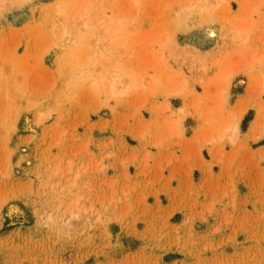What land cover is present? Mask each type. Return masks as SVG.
<instances>
[{
    "label": "rangeland",
    "instance_id": "rangeland-1",
    "mask_svg": "<svg viewBox=\"0 0 264 264\" xmlns=\"http://www.w3.org/2000/svg\"><path fill=\"white\" fill-rule=\"evenodd\" d=\"M57 1L0 0V86L12 78L17 85L8 94L0 87V264H264V181L245 193L231 182L212 189L190 182L181 191L165 175L178 145L208 156L213 144L222 157L240 130L235 140L212 141L214 126L234 115L238 124L247 108L256 125L264 113L257 80L264 0H209L190 11L192 0H60L63 18L89 3L93 31L109 34L99 41L106 57L92 53L84 76L71 83L62 56L82 59L98 35L92 28L79 34L76 15L74 22L68 15L73 35L65 37L62 25L54 34ZM112 18L121 19L120 29L111 30ZM244 24L254 25L247 41L235 33ZM116 58L131 74H158L156 94L143 88L111 97L96 84ZM179 76L188 80L189 106L166 93ZM7 95L16 97L8 104ZM185 104L195 116L179 113ZM80 196L82 216L64 225L66 205Z\"/></svg>",
    "mask_w": 264,
    "mask_h": 264
},
{
    "label": "bare ground",
    "instance_id": "bare-ground-1",
    "mask_svg": "<svg viewBox=\"0 0 264 264\" xmlns=\"http://www.w3.org/2000/svg\"><path fill=\"white\" fill-rule=\"evenodd\" d=\"M217 1V0H216ZM221 1H223V0H218L217 1V4H219ZM202 4V5H201ZM209 4H210V2H209V0H192V2H191V5H189V7L187 6V7H185L186 8V10H192V9H195V8H199L200 6H202V7H205V8H207L208 6H209ZM83 9H81L80 11H77V12H74V14H72V16H71V13L69 14V12H68V14H66L67 15V19L66 18H63V17H65V13L68 11L67 10V7H66V5H65V2H63V1H60V0H58L57 2H55L54 3V5L52 6V8H51V12H50V14H51V16H52V20H53V24H52V30H53V32H54V34H56L58 31H59V28L61 29V25H62V31L64 32V34H65V37H68L69 35H73L72 33H71V29L73 28V26L72 25H74V27H75V24L76 23H73L72 24V22L69 24V20L71 19V20H73V18H79L80 20V23L78 24V28H79V34L81 33L82 34V31L83 30H86V31H90L91 30V28H92V25L88 22V20H89V13H88V10H89V8H90V4L89 3H87V4H85V7L83 6L82 7ZM184 8V9H185ZM255 9H256V7H255ZM67 10V11H66ZM253 10H254V8H253ZM250 14H251V12H250ZM68 15H70L72 18H70V19H68V17H70V16H68ZM76 15V17H73V16H75ZM63 16V17H62ZM76 18V19H77ZM64 19H66V20H64ZM110 20H111V22H112V26H111V30H115L116 31V29L118 30V29H120V26H121V19L120 18H112V19H109V22H110ZM249 21L251 20V22L252 21H254V20H252L251 18L250 19H248ZM247 20V21H248ZM62 21V22H61ZM62 24H61V23ZM73 22H74V20H73ZM111 22L108 24L109 26H110V24H111ZM60 24V25H59ZM245 24H247V23H245ZM244 24V26H246ZM108 26V27H109ZM252 26H254V25H252ZM252 26L250 27V26H246V27H241V26H239L238 27V30H236L235 31V33H237V37H239V39H240V37H244V36H246L245 37V41H247L246 39H248L247 37L250 35V32H252V30L254 29V28H252ZM103 27H105V26H103ZM241 27V28H240ZM96 29V28H95ZM98 29H102L103 30V33L101 32V35H102V37L103 36H105V38H106V35L108 34H106L105 32H106V28H105V31H104V28H101V27H99L98 26ZM107 29H109V28H107ZM94 29L92 28V31H93ZM94 31H96L97 33H98V30H94ZM93 31V32H94ZM108 31V30H107ZM110 31V30H109ZM73 32H74V30H73ZM96 32H94L96 35H98ZM71 33V34H70ZM89 33V32H88ZM212 33V32H211ZM78 34V33H77ZM99 34H100V32H99ZM111 34H112V32H111ZM113 34H115V33H113ZM101 35H98V37H97V40H96V43H95V46H96V49L94 50V51H92V52H90L91 50H88V52H85L86 54H84V57L81 59H78V58H73V56H72V53H70V52H67L65 55H63L62 56V59H61V64L60 65H62L63 66V69H62V67H61V69L63 70V72L61 71V73H66L65 75L67 76L66 77V81H67V83H71V80L73 79V78H78V77H83L84 76V74H85V72H86V67H87V64L91 61V54L92 53H95V55H96V59H98L99 57H101V56H103L104 55V57H106V54H105V48H102L101 46H104V47H106L105 46V44L103 45V44H99V41H104V40H102L101 38ZM236 35V34H235ZM108 36H109V34H108ZM118 41V40H117ZM244 43H245V41L244 40H242ZM83 41H81V40H76L75 41V45H77V46H79L81 43H82ZM105 42V41H104ZM103 42V43H104ZM116 42V41H115ZM113 43V42H112ZM116 43H119V46L121 45V46H123L124 47V44L125 43H123V42H116ZM110 44V43H109ZM114 44V43H113ZM107 48H108V46H107ZM110 50H112V46H110ZM105 49V50H104ZM112 51H114V50H112ZM264 58V57H263ZM263 58H261L260 56H259V58H258V62H259V59H260V61H261V65H263V68H262V70H260V72H259V76L260 77H258V79H257V75H255V77H256V79L257 80H259V78H261L262 80H260V82L262 83V85H261V87H258L259 89H258V92H260V94H262V92H263V90H264V59ZM123 60V59H122ZM122 60H120V59H118V58H116V60L114 61V59H113V66H112V70L109 72V73H104V74H101L100 76H98L97 78H95L94 80H95V83L96 84H98L100 87L102 86L103 88H104V90H107V92L111 95V97L113 96V97H119V96H123V95H125V94H129V92H131V91H133V90H140V89H143V88H148L150 91H151V93L152 94H156V90L158 89V86H157V84L159 85V82H160V80L162 79H160L159 77H158V74H157V76L156 75H151V74H145V75H137L136 73L134 74L133 72V74H131L130 72H129V70H128V66H129V64H127L124 60L122 61ZM60 61V60H59ZM127 64H125V63ZM259 64H260V62H259ZM1 65V64H0ZM4 67L2 66V69H3ZM77 70V71H76ZM2 72V71H1ZM4 72H6V71H4ZM8 72V71H7ZM7 72L5 73V74H7ZM9 74V73H8ZM226 75H225V77H224V79L226 78V79H229L230 78V76H231V74L229 73V74H227V73H225ZM4 75V74H3ZM63 75V74H62ZM65 75H64V77H65ZM252 75H254V74H252ZM12 76V75H11ZM160 76V75H159ZM10 77V76H9ZM9 77H8V75H7V78L9 79ZM253 77V76H252ZM5 78V77H4ZM12 78V77H11ZM2 79V78H1ZM14 78H12L11 80H13ZM253 79V78H252ZM5 80V79H4ZM11 80L9 81L10 82V85H11V83H12V85L14 84V86H10L9 85V83L7 82V80H6V82H2V85L0 86V87H2L3 86V90L5 89V91L4 92H6L7 94H8V92L10 91V89L9 88H12V90H13V87H14V89H16V86L17 85H15V82H11ZM15 80V79H14ZM177 82V84L176 85H174L173 87H171V86H168V88L166 89L167 90V94H168V96L169 97H171V96H175V95H180V96H182L183 98H185V103H186V98H187V96L190 94V92H191V89H190V87H189V83H188V80L185 78V77H183V76H179V78H178V80H176ZM162 82V81H161ZM160 82V83H161ZM179 82V83H178ZM259 81H257V83L256 84H259L258 83ZM4 83H6V85H3ZM1 84V83H0ZM179 84V85H178ZM4 86H5V88H4ZM224 87V86H223ZM223 87L222 88H220V90H222L223 89ZM157 88V89H156ZM1 91H2V89H0ZM16 91H17V89H16ZM223 91V90H222ZM222 91H220V92H222ZM11 92H13V91H11ZM10 92V93H11ZM12 94V93H11ZM222 95H223V92L221 93ZM9 96H11V95H9ZM8 95H7V98L9 97ZM15 96V95H14ZM5 97H6V95H5ZM16 97V96H15ZM15 97H9L8 99H10V100H8V104H9V102L10 101H12V100H14V98ZM191 97V96H190ZM200 102H201V100H199ZM7 102V101H6ZM166 102V101H165ZM164 102V104L166 105L165 106V110H167V111H169L170 109H171V106H170V103L167 101V103H165ZM12 103H14V102H12ZM17 103V102H16ZM197 103V102H196ZM220 103V102H219ZM222 103V102H221ZM163 104V105H164ZM187 104V103H186ZM183 105L182 107H180L179 108V113L181 114L182 113V115H185V114H188V113H190L189 115H191V116H195L194 115V113L193 112H190V110H189V107H188V110L189 111H187V105L189 106V104H187V105ZM5 105V104H4ZM12 105V104H11ZM11 105H9V106H11ZM18 104H14V106L16 107ZM156 105V104H155ZM154 105V107L156 108L157 106H155ZM199 106H200V104H198ZM13 106V105H12ZM7 107V106H6ZM18 107V106H17ZM16 107V108H17ZM19 107H20V105H19ZM191 107H193V106H191ZM159 108V107H158ZM164 108V107H163ZM11 109H13V107L12 108H10L9 110V112H12L11 111ZM19 109V108H18ZM160 109V108H159ZM197 109L198 108H195L194 109V111L196 110L197 111ZM214 110V114H213V110ZM212 109H210L209 111V115H211V110H212V115L214 116V118H213V116H211L210 118H208L207 117V115L204 117V115H203V117L204 118H207V119H205V120H207L208 122H210L209 120H211V121H213V119H215V108H212ZM157 112H158V109L156 108L155 109ZM200 110H201V108H200ZM196 111H195V113H196ZM198 111H199V109H198ZM162 112V111H161ZM201 112V111H200ZM162 113H165V112H162ZM172 113H174V112H172ZM10 114H13V113H10ZM153 114H155V113H153ZM198 114V113H197ZM197 114H196V118H197ZM166 115V114H165ZM199 115V114H198ZM264 115V113L262 112L261 113V111H259V114H258V118H257V122L256 123H258V124H260L261 126L263 125V127H264V120L261 118V116L262 117H264L263 116ZM166 117V116H165ZM172 117V116H171ZM171 117H170V121L172 120L171 119ZM199 117V116H198ZM234 117V118H233ZM233 117H231V118H229V116L227 117V120L228 121H226V118H224V120H225V122L226 123H224L223 121V124L222 125H220L219 124V126H222V127H219L217 124H216V122H215V124H216V126H214V123H212L213 124V126L216 128L217 127V136L215 135V134H213L212 135V133H211V140L213 141L214 139H216V138H224L225 136H227V134H228V136L230 137V139L231 140H235L234 139V136H236V133H238L239 132V127H238V124H237V121H236V115H234ZM260 117V118H259ZM40 118V117H39ZM38 118V119H39ZM203 118V119H204ZM163 119V118H162ZM178 119H180L179 117H178ZM178 119L177 118H175V123H177V122H179L178 121ZM202 119V118H201ZM40 120H41V118H40ZM164 120V119H163ZM223 120V119H222ZM263 120V121H262ZM39 121V120H38ZM167 121V120H166ZM170 121H167L168 123H170ZM202 121V120H201ZM216 121H217V119H216ZM219 121H221V120H219ZM214 122V121H213ZM221 122V123H222ZM180 123V122H179ZM211 124V125H212ZM171 126H173L172 124H171ZM210 126V125H209ZM208 126V128H209V130L210 131H212V130H214L215 128H212L211 126L209 127ZM174 127V126H173ZM212 128V129H211ZM216 130V129H215ZM214 132V131H213ZM228 132H232L231 134H229ZM145 134V132H143L141 135L143 136ZM145 136V135H144ZM227 136V137H228ZM210 140V139H209ZM81 197H83V196H80V197H76V200L74 199V198H72V201L73 202H71V201H69L68 202V204L66 205V208H65V212H70V214H68L70 217L69 218H66V219H64L62 222H63V224L64 225H66V226H70L71 225V223H72V219H71V216H72V218H73V215H75V217H79L80 215H79V210L77 209V206H78V200H79V198H81ZM74 199V200H73ZM84 202V201H83ZM82 202V203H83ZM82 205H84V203L82 204ZM81 205V206H82ZM90 207V206H89ZM82 208H84V207H82ZM82 208H80V210L82 209ZM86 208V207H85ZM84 208V211L86 210ZM88 209V208H87ZM63 211V212H64ZM64 212V213H65ZM87 212V211H86ZM81 213H82V211H81ZM85 213V212H84ZM87 214V213H86ZM66 214H64V216H65ZM76 215H79V216H76ZM85 215V214H84ZM61 216V215H60ZM64 216H63V218H64ZM82 216V215H81ZM52 218V217H51ZM62 218V219H63ZM71 220V221H70ZM53 221V220H52ZM62 224V223H61ZM73 224V223H72Z\"/></svg>",
    "mask_w": 264,
    "mask_h": 264
},
{
    "label": "crops",
    "instance_id": "crops-1",
    "mask_svg": "<svg viewBox=\"0 0 264 264\" xmlns=\"http://www.w3.org/2000/svg\"><path fill=\"white\" fill-rule=\"evenodd\" d=\"M239 96L243 98L244 92ZM250 112V108L242 112L238 121L239 139L235 144L225 146L222 157L218 153V147L213 144L211 151H206L208 156L204 150L201 151L203 157L194 146L184 142L174 152H170L165 175L174 179L172 185L178 183L181 191L193 187L190 182L195 186L205 187L208 184L210 189L217 183L222 187L223 183L231 182L232 187L234 184L244 193L259 188L264 181V127L258 123L254 125L256 111Z\"/></svg>",
    "mask_w": 264,
    "mask_h": 264
}]
</instances>
